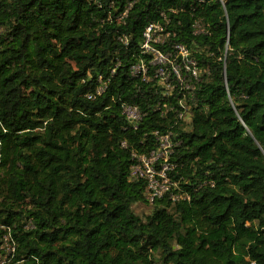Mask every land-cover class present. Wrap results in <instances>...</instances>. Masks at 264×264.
Listing matches in <instances>:
<instances>
[{"label": "trees", "instance_id": "trees-1", "mask_svg": "<svg viewBox=\"0 0 264 264\" xmlns=\"http://www.w3.org/2000/svg\"><path fill=\"white\" fill-rule=\"evenodd\" d=\"M0 264H264V0H0Z\"/></svg>", "mask_w": 264, "mask_h": 264}, {"label": "built area", "instance_id": "built-area-1", "mask_svg": "<svg viewBox=\"0 0 264 264\" xmlns=\"http://www.w3.org/2000/svg\"><path fill=\"white\" fill-rule=\"evenodd\" d=\"M152 26L148 27L146 29V32L144 34L146 38V42L142 46V48L145 50V52L151 53L154 56V62L158 64L157 58H162V54H160L159 51H156L149 45V41H151L150 33ZM181 50V54L183 55V50ZM185 53V52H184ZM186 56V54H185ZM145 73V68L143 65L141 66H133L131 68V74L134 75L136 73ZM175 72L178 79H180V72L179 71H173ZM158 75L162 78L163 81L167 79V74L162 70H158ZM194 76L197 75L196 72L193 74ZM123 113L125 114L126 118L131 122L134 123L135 121L139 120L140 114L136 107L133 106H124ZM180 119H184L182 114H179ZM154 136L156 137L158 141V147L150 152L149 156L146 155H133V157L136 159L134 164L130 167V177L137 180H143L146 184V190H147V201L148 203L152 204L153 201L156 198H160L166 191H168L170 187V181L167 178V171L169 170L168 165V157L166 162H162L163 160L160 159V155L165 153L166 155H171L173 153V146L170 142V136L171 133L167 134H160L159 132H155ZM168 182L169 185L166 187L165 183ZM165 190V191H164ZM172 200H175L176 197L171 196ZM7 250L9 252H13V242L6 244Z\"/></svg>", "mask_w": 264, "mask_h": 264}, {"label": "rangeland", "instance_id": "rangeland-1", "mask_svg": "<svg viewBox=\"0 0 264 264\" xmlns=\"http://www.w3.org/2000/svg\"><path fill=\"white\" fill-rule=\"evenodd\" d=\"M159 31V29H157V32ZM156 33H150L151 38L155 39L156 41L162 39V36L160 34ZM180 56L183 58V60L185 61V53L183 52V55L181 53H179ZM158 64L161 65H165V66H171V63L167 60L166 56H162V58L158 57L157 59ZM172 70L174 71H179V68H176L175 66H172ZM184 119L187 120L188 119V115L184 116ZM160 159L163 160L162 162H166L168 155H166L165 153L161 154ZM169 185L168 182L165 183V186L167 187ZM165 191V190H164ZM133 211L139 215L141 218H144L148 213H149V206L145 205V204H137L135 206H133Z\"/></svg>", "mask_w": 264, "mask_h": 264}]
</instances>
